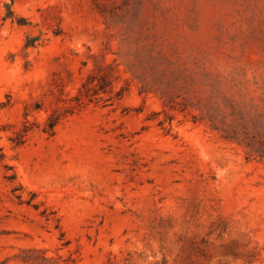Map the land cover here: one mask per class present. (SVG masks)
I'll use <instances>...</instances> for the list:
<instances>
[{
    "label": "rangeland",
    "instance_id": "374dc122",
    "mask_svg": "<svg viewBox=\"0 0 264 264\" xmlns=\"http://www.w3.org/2000/svg\"><path fill=\"white\" fill-rule=\"evenodd\" d=\"M261 139L264 0H0V264H264Z\"/></svg>",
    "mask_w": 264,
    "mask_h": 264
},
{
    "label": "trees",
    "instance_id": "16d2710c",
    "mask_svg": "<svg viewBox=\"0 0 264 264\" xmlns=\"http://www.w3.org/2000/svg\"><path fill=\"white\" fill-rule=\"evenodd\" d=\"M6 18H10L16 20L15 14L11 7H8V14ZM22 20V19H21ZM18 20V24L24 25L23 21ZM37 37H28L25 42V48L36 47ZM99 74H92L88 77L87 81L83 83L82 87L78 91V95L75 97V105L74 108L70 111H67L66 114L72 115L76 110V108H83L87 102H93L94 99L102 98L101 94L108 95L111 93L113 88V82L110 78L103 72V67L99 69ZM111 89V90H110ZM124 91L121 90L117 93V98L121 99L123 97ZM67 115H50L48 118V122L46 127L44 128V132L53 135L57 125L66 118ZM248 148V158H260L264 159V139L259 141H254L251 143H246ZM43 253L42 261L39 264H62L61 261L56 260L55 258H48ZM63 264H75L70 263L69 261H63Z\"/></svg>",
    "mask_w": 264,
    "mask_h": 264
}]
</instances>
